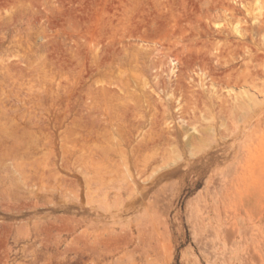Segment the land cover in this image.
I'll list each match as a JSON object with an SVG mask.
<instances>
[{"label": "rangeland", "instance_id": "374dc122", "mask_svg": "<svg viewBox=\"0 0 264 264\" xmlns=\"http://www.w3.org/2000/svg\"><path fill=\"white\" fill-rule=\"evenodd\" d=\"M186 87L231 112L189 117ZM155 118L194 146L128 163L148 192L121 210ZM1 186L0 264H264V0H0Z\"/></svg>", "mask_w": 264, "mask_h": 264}, {"label": "bare ground", "instance_id": "6f19581e", "mask_svg": "<svg viewBox=\"0 0 264 264\" xmlns=\"http://www.w3.org/2000/svg\"><path fill=\"white\" fill-rule=\"evenodd\" d=\"M166 3V2H165ZM240 23V22H239ZM235 27H237V26H235ZM239 33V32H238ZM137 54V53H136ZM135 56V55H134ZM199 57V56H198ZM134 59H135V57H133ZM136 60V59H135ZM174 58H170V62H173L174 63ZM137 61V60H136ZM204 61H205V59H204ZM201 62V61H200ZM206 63V62H205ZM205 65V64H204ZM206 66H207V63H206ZM208 66H210V65H208ZM207 66V67H208ZM210 67H212V65L210 66ZM210 67H208V69H213V68H210ZM214 70V69H213ZM212 70V71H213ZM125 71V70H124ZM124 71L122 72L121 71V73L123 74L124 73ZM173 68L171 69V73H173ZM170 72V71H169ZM210 72V71H209ZM221 73V72H220ZM129 74H131V72L129 73ZM212 74V73H211ZM125 75V74H124ZM133 77H134V75L133 74H131ZM209 75V74H208ZM235 75V74H234ZM120 77L122 76L123 77V75H119ZM121 77V78H122ZM210 77H211V75H210ZM119 78V77H118ZM126 78V77H125ZM214 78V77H213ZM128 79V78H127ZM138 79H139V77H138ZM112 80V79H111ZM131 80H133V79H131ZM121 81V80H120ZM128 81V80H127ZM127 81H126V83H127ZM106 82V81H105ZM108 82H110V81H108ZM118 82V81H117ZM124 82V81H123ZM133 82V81H132ZM183 82V81H182ZM209 82V81H208ZM130 83V82H129ZM119 84V83H118ZM117 84V85H118ZM121 84V83H120ZM122 85L124 86V83H122ZM134 85V84H133ZM146 85V83L145 82H143L142 83V80H141V86H145ZM207 85V84H206ZM104 86V85H103ZM123 86H121L122 88H123ZM135 86V85H134ZM118 87H119V85H118ZM130 87V86H129ZM140 88V87H139ZM88 89V88H87ZM103 89V88H102ZM108 89V91H109V88H107ZM120 89V88H119ZM118 89V90H119ZM124 89V88H123ZM123 89H121L122 91H123ZM132 89V88H131ZM141 89V88H140ZM89 90V89H88ZM91 91V90H90ZM129 91V90H128ZM127 91V92H128ZM110 93H112V90L111 91H109ZM131 92V91H130ZM142 92H143V90H142ZM207 92H210V91H207ZM120 93V92H119ZM132 93H135V92H132ZM118 96H117V99L119 100V103H118V106H119V108H120V110L123 112H121V114L124 116V114H125V118L127 119H132L135 123L137 122V124L138 123H140L141 124V121H139V119L141 118V115H142V113L144 112V111H142L140 108L141 107H143L142 106V104H138V105H136V106H132V107H124V104H122L123 102H122V97H123V95H119L118 93H116ZM128 94V93H127ZM112 95V94H111ZM126 95V94H125ZM124 95V96H125ZM132 95V94H131ZM131 95H129V96H131ZM139 96V95H138ZM185 96H186V98H188V109H190V111L192 112L191 114L190 113H188V114H190L189 115V117L190 116H193L194 118H199V117H201V114L199 115V117H198V115L196 114V113H201V111L203 110V109H201L203 106H205L204 108H209V109H213V110H217L218 112H220V113H224V114H228L229 112H231V108L229 107V105H227V99L225 98V97H223V95H221V94H219V95H216V93L215 94H212V95H210V96H208L207 95V97L206 98H203V96L200 94V93H197V91L195 92V89H193L192 87L191 88H188V87H186V90H185ZM126 97V96H125ZM144 97V96H143ZM87 98V97H86ZM90 98V97H89ZM124 99V98H123ZM128 99H129V97H128ZM127 99V100H128ZM127 100H125V101H127ZM144 101V100H143ZM175 101V100H174ZM197 102H201L202 104H203V106H201V105H199V106H195V105H197ZM147 103V102H146ZM86 104H87V102H86ZM126 104V103H125ZM127 104H129V103H127ZM153 105V104H152ZM156 105V104H155ZM191 105V106H190ZM194 105V106H193ZM230 105H231V103H230ZM237 105V104H236ZM235 105V107H234V110H235V112L236 113H238V110L240 109V108H244L243 106H245V102L244 101H241L240 103H239V105H237L236 106ZM87 106V108H88V106L89 105H86ZM148 106V105H147ZM146 106V107H147ZM149 107V106H148ZM157 107V106H156ZM197 107V108H196ZM198 107H199V110H198V112H197V110H194L195 108L196 109H198ZM93 109V108H92ZM143 109V108H142ZM208 110V109H207ZM245 110V109H244ZM142 111V113H140ZM248 112V111H247ZM98 113H100L101 114V112H98ZM98 113H96L95 112V114H97L98 115ZM145 113V112H144ZM159 113V112H158ZM198 113V114H199ZM205 113V112H204ZM103 114V113H102ZM235 114V113H234ZM142 116H144V114L142 115ZM234 116V115H233ZM236 116V115H235ZM255 116V115H254ZM92 117V116H91ZM95 117H98V116H95ZM140 117V118H139ZM216 117V116H215ZM99 118V117H98ZM122 118V117H121ZM222 118V117H221ZM124 119V118H123ZM156 120H152L153 122H154V124H155V122L157 121L158 123L155 125V130H153V132H151V134L149 133L148 135L147 134H143V135H140L139 133L138 134H135L134 132H132L131 130L129 131V132H131L132 133V135L131 136H128L127 138H126V143L128 144V146H130V154H131V156H132V159H131V161H129V162H124V166H125V169L124 170H126V173H128L127 172V165H128V163H130V165H132L133 167H136V169L137 170H143V169H145V167L147 166V162L146 161H144V160H142V159H140V155L142 154V152L146 149V148H148V146H150L151 148L152 147H154V148H156V149H158L157 151H158V156L157 157H159V160H156V159H154V162H157V161H159V163H160V167H161V169L162 168H164L165 167V165H167V164H173V163H175V162H177V160L178 159H180L181 158V156H182V153H183V151H186L187 149H189V147L190 146H194L193 144H194V141H195V138L194 137H192V138H188V127L186 128V129H184L185 127H183V128H179L178 127V125H177V127L179 128V129H177L176 127H173L172 125H170V123L169 122H166L165 120L164 121H162L161 122V119L159 120V119H157V118H155ZM251 119V118H250ZM92 120H94V121H97L98 123L100 122V123H103V122H105L104 121V119H92ZM125 120V119H124ZM159 120V121H158ZM199 120V119H198ZM139 121V122H138ZM152 121H151V124H152ZM184 121V120H183ZM190 121V120H189ZM194 121V120H193ZM195 121H197V120H195ZM160 122V123H159ZM192 122V121H191ZM190 122V124L192 125L191 126V128L194 130V131H196V132H199L200 133V135L201 136H203L204 135V133H205V129L203 128V126H202V128H198L199 126H197V125H195L194 123H191ZM184 123V122H183ZM198 123V122H197ZM144 124V123H143ZM179 124H180V122H179ZM186 124H188V123H186ZM92 125V124H91ZM94 125V124H93ZM133 125H135L134 123H133ZM139 125V124H138ZM181 125V124H180ZM199 125V124H198ZM212 125V124H211ZM220 125H223L222 123L220 124ZM98 126H100V125H98ZM137 126V125H136ZM186 126V125H185ZM230 126V125H229ZM152 127V126H151ZM150 127V128H151ZM208 127H210V126H208L207 125V128ZM139 128H141V127H139ZM191 128H189V129H191ZM153 129V128H152ZM180 129H182V130H180ZM210 129V128H209ZM136 132H138L137 130H135ZM224 133V132H223ZM191 134V133H190ZM208 136H209V134L208 133H206ZM207 135H206V137H207ZM191 136V135H190ZM199 138H202V137H199ZM203 139V138H202ZM197 140V139H196ZM200 141H202V140H200ZM196 145V144H195ZM126 151V150H125ZM187 152V151H186ZM155 154V153H154ZM97 156H99V155H97ZM129 157H130V155H129ZM151 157V156H150ZM154 158H155V156H153ZM126 158V157H125ZM148 158V157H147ZM145 159V158H144ZM89 160H90V158H89ZM95 161H96V159H95ZM95 163V162H94ZM87 164V163H86ZM85 164V165H86ZM90 164V163H89ZM91 165V164H90ZM95 165H96V163H95ZM88 166V165H87ZM92 166H94V165H92ZM91 166V167H92ZM97 166V165H96ZM90 167V168H91ZM93 168V167H92ZM86 169V168H85ZM96 169V172H97V168H95ZM113 169V168H112ZM135 169V168H134ZM135 169V170H136ZM153 172L154 171H157L158 169H157V166H153V167H151L150 168ZM107 170V168H105L104 169V171H106ZM111 170V169H110ZM134 170V171H135ZM113 171H114V173H116L115 172V170L113 169ZM113 171H111V172H113ZM144 171V170H143ZM166 171L167 172H171L172 171V168H168V169H166ZM137 172V171H136ZM140 172V171H139ZM139 172H138V175L139 176H141L140 174H142V173H140L139 174ZM125 173V172H124ZM110 174V173H109ZM128 176H129V178L128 179H126V180H123L122 181V183H120V184H117V187L115 188V190H113V193L111 194L115 199H117V200H119V201H117V202H119V204L120 205H118V206H121V210L123 209V210H126V209H129V208H131L132 207V205H133V203L136 201V200H140V199H142V198H145L146 196H147V192H148V185H147V183H146V180H140V181H138V179H140L141 177H139L138 178V176H137V178L136 177H134V178H136V179H132V177L130 176V173H128ZM143 176V175H142ZM99 177V176H98ZM157 177H158V180H159V174L157 175ZM143 178V177H142ZM152 179V178H151ZM150 179V180H151ZM92 180V179H91ZM91 180H88V181H91ZM156 180V179H155ZM87 181V182H88ZM153 181V180H152ZM86 182V183H87ZM154 182V181H153ZM89 183H91L92 184V182H88L87 184H89ZM94 184H98V182L97 183H94ZM101 186H103V187H105L106 188V186L105 185H101ZM102 187V188H103ZM99 188V187H98ZM101 188V187H100ZM105 188H103L102 189V191L105 189ZM108 188V187H107ZM108 189H110V188H108ZM3 189H2V186L0 187V195H1V198L3 199V191H2ZM97 192V191H96ZM106 192H108V191H106ZM98 195V194H97ZM101 196H102V194H100ZM109 195V193H105V196H108ZM99 196V195H98ZM97 196V198H99ZM102 198H103V196H102ZM101 198V199H102ZM225 198V197H224ZM103 200V199H102ZM226 201V200H225ZM115 201H113V203H114ZM116 202V203H117ZM153 202V201H152ZM116 203H114V204H116ZM2 206H3V202H1L0 203ZM206 218V217H205ZM155 220V219H154ZM148 221V220H147ZM156 221V220H155ZM140 222H142V221H140ZM143 222H145V219H144V221ZM131 224V223H130ZM137 224V223H136ZM138 224H140V223H138ZM152 224H154V223H152ZM119 225H121L120 223H119ZM152 228V227H151ZM220 228V227H219ZM149 230V229H148ZM154 230V229H153ZM127 233V232H126ZM154 233V232H153ZM152 233V234H153ZM148 234V233H147ZM151 234V235H152ZM154 235V234H153ZM133 236V235H132ZM131 236V237H132ZM130 237V238H131ZM119 238V237H118ZM123 238V237H122ZM121 238V239H122ZM129 238V239H130ZM126 239V238H125ZM158 239V238H157ZM146 240V239H145ZM99 241V240H98ZM234 241V240H233ZM154 246V245H153ZM151 247V246H150ZM149 247V248H150ZM95 248V247H94ZM93 249V248H92ZM127 249V248H126ZM94 251V250H93ZM130 251V250H129ZM140 251V250H139ZM141 252V251H140ZM94 253V252H93ZM99 253V252H98ZM145 255H147V254H145ZM157 257V256H156ZM155 260V259H154ZM154 262V261H153Z\"/></svg>", "mask_w": 264, "mask_h": 264}]
</instances>
